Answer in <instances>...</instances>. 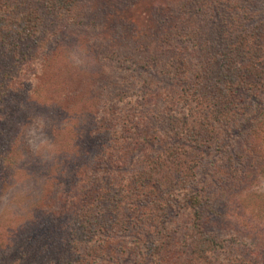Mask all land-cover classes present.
<instances>
[{"label":"trees","instance_id":"obj_1","mask_svg":"<svg viewBox=\"0 0 264 264\" xmlns=\"http://www.w3.org/2000/svg\"><path fill=\"white\" fill-rule=\"evenodd\" d=\"M174 2L176 13L157 20L156 31L140 32L121 58L88 46L100 78L121 73L106 98H95L101 119L107 110L112 123L106 133L88 132L64 158L61 180L70 185L58 198L60 210L51 217L34 211L26 223L33 236L54 218L62 223L53 244L63 253L40 264H221L228 240L208 224L226 218V206L252 192L264 172V0ZM84 8L81 0H0L3 182L15 150L6 128L16 111L37 106L31 94L41 95L27 72L37 66L42 73L50 49L66 40L62 26L79 29L87 43L101 38ZM15 87L26 88L28 102L14 98ZM157 98L166 116L143 110L144 99ZM120 103L131 107L109 110ZM76 165L88 172L81 176ZM179 215L189 219L184 246L173 220ZM261 236L248 244L253 253L264 250ZM125 253L129 260L121 259Z\"/></svg>","mask_w":264,"mask_h":264},{"label":"rangeland","instance_id":"obj_2","mask_svg":"<svg viewBox=\"0 0 264 264\" xmlns=\"http://www.w3.org/2000/svg\"><path fill=\"white\" fill-rule=\"evenodd\" d=\"M81 4L85 5V8L81 10L85 21H91L96 28H99L96 32L101 38L98 37L97 41L87 43L88 38L79 29L62 26L65 32L63 35H67L66 40L60 47L50 49L51 53L46 57L52 59L41 69L42 73L37 66L27 72V78L32 80L41 91L40 97L37 93L30 95L34 96L37 106L28 103L26 111H16V114L11 117L9 127L6 128L11 136L10 140H15L13 145L15 150L11 155L14 163L11 171L8 172L9 177L3 182L0 174V196L8 193L10 197V205L0 208V264H12L11 262L16 260H19L21 264H40L44 259L61 256L63 253L61 246L59 248L58 244H53V239L58 238L53 233L62 226V223L57 221L58 219L53 217L50 224L37 233V236L27 232L26 223L30 218H34L32 216L35 215L34 211L50 212L49 217H51L52 212L60 210L58 198L61 193H68L69 187L65 186L70 185L69 183L64 185L68 182V178L61 180L65 175L63 169H66L63 168L64 158L74 153V148L77 150V146L82 142H86L84 139L89 134L88 132L95 133L94 130L100 128V131L106 133L112 123L111 117L107 116L109 114L107 110H104L106 119L104 121L101 119L97 112L95 98L100 96L106 98L109 91L107 88L116 83L121 73L118 75L110 70V74H106V77L102 79L96 74V71L98 72L96 66L91 70L73 68L66 60L65 47L79 45L94 57L95 52L89 48L91 47L96 54L99 53L98 56L118 53L119 57L116 54L113 58L119 59L123 56L122 54L127 53L129 47L136 45L134 39L139 41L140 32L145 29L156 31L154 23L157 20H161L164 14L172 12L174 15L177 11L174 0H81ZM47 19L51 20V18ZM56 22L58 26L62 25L58 20ZM10 88H13V84ZM25 89L15 87L13 89L15 90L14 98L28 102L24 94ZM144 100L146 102L142 101L143 110L151 114L161 112L166 116L167 108L160 102V99ZM125 101L128 100H123ZM9 105L14 106L15 104H12L10 100ZM123 107L124 104L120 103L119 106H114L109 110L115 113L124 109L129 110L131 106ZM35 113L51 116L57 125L63 121L65 124L64 127H53L48 130L49 137L54 141L56 153L54 161L48 164H42L38 157H34L29 152L19 134L18 125L30 122V115ZM162 127L160 137L164 140L165 124ZM150 132L151 128L145 130L146 135ZM7 139L9 141L8 137ZM93 141L92 139L87 142L95 148L96 143ZM76 168L79 174L80 166L76 165ZM87 172L86 167L81 166V176ZM70 173L72 174V171L68 169V174ZM262 174L264 172L260 175ZM58 185L60 187H56ZM234 202L226 206V212H228L226 218H218L208 224L209 228L228 240L226 250L218 253V262L221 264H264V250L259 249L253 253V249L248 246L251 244L253 247L255 238L264 235V194L254 192L242 194ZM221 209L224 211V208ZM173 220L176 222L175 225L179 226L177 241L183 242L181 245L184 246L186 240H183L182 236L189 219L185 215H179ZM51 236L52 238L49 239ZM120 257L130 259L126 253ZM147 264L150 263L147 262Z\"/></svg>","mask_w":264,"mask_h":264},{"label":"clouds","instance_id":"obj_3","mask_svg":"<svg viewBox=\"0 0 264 264\" xmlns=\"http://www.w3.org/2000/svg\"><path fill=\"white\" fill-rule=\"evenodd\" d=\"M65 57L73 68L91 70L95 67V58L79 45L66 46ZM29 121L18 125L19 134L23 142L27 145L29 152L34 157H38L42 164L53 162L56 153L54 141L49 137L48 130L53 127H64V121L57 125L51 116L43 113L30 115ZM250 191L264 194V174L256 178V181L250 186ZM9 205V194L5 193L0 196V208L8 207Z\"/></svg>","mask_w":264,"mask_h":264}]
</instances>
